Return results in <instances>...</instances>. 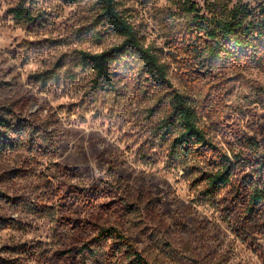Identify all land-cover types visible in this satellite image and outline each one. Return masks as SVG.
Instances as JSON below:
<instances>
[{"label":"rangeland","instance_id":"rangeland-1","mask_svg":"<svg viewBox=\"0 0 264 264\" xmlns=\"http://www.w3.org/2000/svg\"><path fill=\"white\" fill-rule=\"evenodd\" d=\"M181 1L120 0L142 40L163 49L170 80L192 97L214 142L226 148L239 135H258L262 108L253 101L264 59L214 67L206 82L194 78L170 46L188 39ZM20 3L45 11L43 26L17 23L9 9ZM95 16L91 0H0V115L30 123L44 139L35 154L24 147L0 154V264H128L119 243L94 244L103 227L118 229L151 264H264V233L239 238L230 193L205 199L204 182L171 163L170 140L158 129L164 91L133 73L98 90L93 73L76 64L81 50L122 41L82 38L76 30ZM49 69L57 81L34 82ZM89 247L90 258L70 253Z\"/></svg>","mask_w":264,"mask_h":264},{"label":"trees","instance_id":"trees-1","mask_svg":"<svg viewBox=\"0 0 264 264\" xmlns=\"http://www.w3.org/2000/svg\"><path fill=\"white\" fill-rule=\"evenodd\" d=\"M91 1L96 16L91 23L78 28L77 33L82 38L96 40H102L107 34H116L122 39L101 52L80 51L76 64L83 71L93 73L92 86L112 90L119 80L133 73L147 88L164 91L159 101L164 103L165 113L158 129L163 138L170 140L171 163L195 174V182H204L205 199L212 201L222 193H230L231 206L241 213L237 233L244 243H249L255 234L264 233V85L258 88L253 101L262 108L258 114V135H239L223 148L199 125L192 97L174 87L169 78V66L162 60L163 49L142 40L126 9L121 8L120 0ZM178 8L184 21L182 31L188 39L181 46L171 41L170 46L177 47L178 57L185 55L182 66L188 73L192 71L194 78L206 82L212 77L214 67L243 59H264V0H258L255 6L244 0H206L203 8L186 0L179 2ZM9 13L17 23L28 25H42L48 19L45 11H36L23 3L11 7ZM32 78L46 85L57 81L59 76L56 70L49 69ZM39 142L44 143V139L30 123L0 115V154L19 147L35 154ZM109 240L125 247L128 264H151L114 227L101 228L94 244ZM77 252L83 258L96 253L92 247L89 254L84 249L70 251L72 255Z\"/></svg>","mask_w":264,"mask_h":264}]
</instances>
